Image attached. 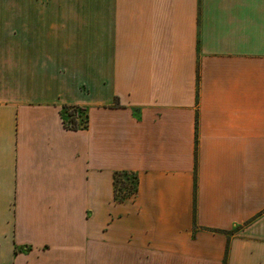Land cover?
<instances>
[{"label": "crops", "instance_id": "obj_1", "mask_svg": "<svg viewBox=\"0 0 264 264\" xmlns=\"http://www.w3.org/2000/svg\"><path fill=\"white\" fill-rule=\"evenodd\" d=\"M0 264H264V0H0Z\"/></svg>", "mask_w": 264, "mask_h": 264}, {"label": "trees", "instance_id": "obj_2", "mask_svg": "<svg viewBox=\"0 0 264 264\" xmlns=\"http://www.w3.org/2000/svg\"><path fill=\"white\" fill-rule=\"evenodd\" d=\"M83 109V112H84V119L83 121L79 120V117L80 119L82 118L81 116L77 115L75 110L74 109ZM64 110L68 111V114L70 115V123L67 121V119L65 118L64 116ZM62 114H63V121H64V125L66 128L68 129H73V130H78V129H85L88 127L89 123H88V114L86 112V110L79 106V105H74V104H71V105H65L63 107V111H62ZM127 174V173H132V172H129V171H117L115 173V198L117 200H123L125 198H128V197H131L133 196L137 190H138V177L136 174L132 173L134 175L133 179L135 181V183H131V184H125L123 183L124 187L126 188L125 191L121 190V188H119V175L121 174Z\"/></svg>", "mask_w": 264, "mask_h": 264}, {"label": "rangeland", "instance_id": "obj_3", "mask_svg": "<svg viewBox=\"0 0 264 264\" xmlns=\"http://www.w3.org/2000/svg\"><path fill=\"white\" fill-rule=\"evenodd\" d=\"M75 110V112H76V114L77 115H79V116H81L82 118L80 119L79 118V120H81V121H83V119H84V112H83V109H74ZM64 116H65V118L67 119V121L70 123V115L68 114V111H66V110H64ZM133 177H134V175L132 174V173H127V174H125V173H123V174H121V175H119V188H121V190H123V191H125L126 190V188L124 187V185H123V183H125V184H131V183H135V181H134V179H133Z\"/></svg>", "mask_w": 264, "mask_h": 264}]
</instances>
